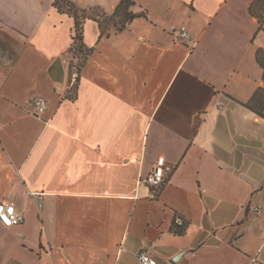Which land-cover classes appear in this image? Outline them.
Returning a JSON list of instances; mask_svg holds the SVG:
<instances>
[{
  "label": "crops",
  "instance_id": "0c3cea01",
  "mask_svg": "<svg viewBox=\"0 0 264 264\" xmlns=\"http://www.w3.org/2000/svg\"><path fill=\"white\" fill-rule=\"evenodd\" d=\"M70 1L110 15L120 0ZM132 1L147 17L121 31L84 20L94 50L76 81L73 17L54 0H0V201L24 215L0 224V264H139V251L264 264V118L246 106L264 86L253 0ZM181 25L192 41L170 33ZM159 156L153 191L140 178Z\"/></svg>",
  "mask_w": 264,
  "mask_h": 264
},
{
  "label": "trees",
  "instance_id": "16d2710c",
  "mask_svg": "<svg viewBox=\"0 0 264 264\" xmlns=\"http://www.w3.org/2000/svg\"><path fill=\"white\" fill-rule=\"evenodd\" d=\"M134 1L132 0H120L117 6L115 7L114 11L108 15L105 12L100 10L91 9L86 10L82 8L76 7V5L70 0H54L53 5L57 8L60 12H66L73 17V33H72V45L70 47V52L72 53L73 57L77 59V64L73 65L70 63V73H76L75 80L78 81L79 79V72L80 68L89 55L93 52L94 47H87L83 43V22L86 18L93 19L94 21L98 22L100 28V35L102 36L103 33L101 30V21L102 18H108V20H112L114 23V29L117 31L123 30L129 22H131L134 18L144 17L146 18V11L141 10L138 12H134L132 10V6L134 5ZM249 12L251 16H253L257 22L259 23V30H264L262 26L264 22V0H253L249 6ZM256 60L258 64L261 66L263 70V78H264V49L258 48L256 51ZM75 69L73 71L72 69ZM75 84V82H74ZM76 85H74L75 88ZM74 88L71 91H74ZM246 106L256 112L259 116L264 118V86L259 87L255 93L253 94L252 98L246 103ZM177 224V223H176ZM177 226H179L177 224ZM176 233H182L183 228H178L173 230Z\"/></svg>",
  "mask_w": 264,
  "mask_h": 264
},
{
  "label": "built area",
  "instance_id": "2783aa9c",
  "mask_svg": "<svg viewBox=\"0 0 264 264\" xmlns=\"http://www.w3.org/2000/svg\"><path fill=\"white\" fill-rule=\"evenodd\" d=\"M170 33L179 41L188 43L192 41L191 35L187 28L183 25L179 27H170ZM74 80V79H73ZM33 114L41 116L46 108L47 101L44 97H37L31 101ZM164 181V158L159 156L156 159L151 171L145 176L140 178V182L148 185L153 191L157 189ZM250 210L255 215H260L262 212V206L260 204L251 205ZM24 219V215L21 211H18L15 206L6 201H0V224L4 227H13L20 224ZM137 261L139 264H157L156 259L147 253L146 251H139L137 254Z\"/></svg>",
  "mask_w": 264,
  "mask_h": 264
},
{
  "label": "rangeland",
  "instance_id": "374dc122",
  "mask_svg": "<svg viewBox=\"0 0 264 264\" xmlns=\"http://www.w3.org/2000/svg\"><path fill=\"white\" fill-rule=\"evenodd\" d=\"M101 21V30L103 33L107 32L108 30H110L112 27L114 28V22L112 20H108V18H101L100 19ZM73 65H76L77 64V59H75V61L72 62ZM73 71H75V69L73 68L72 69Z\"/></svg>",
  "mask_w": 264,
  "mask_h": 264
}]
</instances>
